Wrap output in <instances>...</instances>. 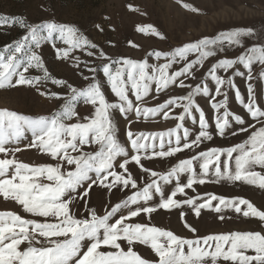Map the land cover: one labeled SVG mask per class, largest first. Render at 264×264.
Segmentation results:
<instances>
[{
  "label": "snow or ice",
  "instance_id": "snow-or-ice-1",
  "mask_svg": "<svg viewBox=\"0 0 264 264\" xmlns=\"http://www.w3.org/2000/svg\"><path fill=\"white\" fill-rule=\"evenodd\" d=\"M13 26L26 31L22 38L0 50V89L21 85L37 88L42 82H50L66 87L68 94L40 93L65 101L50 116L30 117L0 110V154L5 157L0 158V196L14 200L31 216L43 218L38 221L12 212L0 213V264H220L221 261L264 264V231L200 237L195 236L196 229L184 220L187 207L197 218L202 210L223 213L231 209L245 218L264 223V210L239 197L205 194L176 198L186 195V189L195 192L194 185L209 182H241L264 190V101L257 102L251 84L246 99L234 81L235 76H245L237 65L247 71L246 79L250 81L256 63L262 66L261 78L264 79V45H252L234 57L226 55L233 46L243 48L241 37L255 35L253 29L222 32L168 52L158 50L149 54L155 61L164 63L123 57L112 59L101 49L99 58L106 63L89 68L95 75L85 88L78 89L53 77L38 50L47 43L56 50L58 59H67L78 49L85 50L91 57L96 55L97 45L75 26L56 22L33 25L24 18L0 15V27ZM138 31L165 39L153 26L138 27ZM57 41L67 47L57 48ZM190 56L195 58L189 59ZM210 58L216 60L206 71V78L195 86L185 83L189 78L197 80L194 70L202 68ZM174 65L180 67L174 68ZM33 68L42 70L43 76L26 75ZM233 69L232 75L225 78ZM101 73L103 83L97 79ZM209 81L214 85V92ZM104 84L110 88L115 102L106 98ZM173 85L189 91L155 107L142 106L153 92V86L158 96ZM230 89L245 115L230 110ZM201 95L209 98L215 113L214 125L197 102L196 98ZM217 97L222 99L217 100ZM81 99L94 107V113L82 118L86 122L77 119L75 123H68L78 117L76 105ZM176 109L182 111L173 116ZM116 114L129 122L123 142L118 136ZM161 114L164 119H175L178 123L158 133L130 130L133 118L148 119ZM187 121L193 127L186 126ZM26 133L31 134L27 147L40 149L56 161L54 165L30 166L19 162L14 155L8 158L10 153L22 150L9 145L17 144ZM241 133L249 135L232 146L195 151L214 136L223 138ZM93 145L96 146L93 151L83 150ZM185 150H193L194 154L179 160L166 173L150 170L142 163L144 159L171 158ZM130 163L147 174L146 182L143 175L140 182L133 178L128 168ZM93 186L109 192L119 188L130 194L110 209L105 206L101 213L87 204ZM166 186L172 187L166 191ZM76 206L86 210L87 215L78 217ZM161 209L179 210L184 227L194 238L179 236L150 223L129 222L142 214L150 221L152 214ZM218 218L224 220L225 216L221 214ZM25 243L27 247L22 250L21 245ZM138 244L149 247L158 259L151 262L139 255L134 250Z\"/></svg>",
  "mask_w": 264,
  "mask_h": 264
},
{
  "label": "rangeland",
  "instance_id": "rangeland-1",
  "mask_svg": "<svg viewBox=\"0 0 264 264\" xmlns=\"http://www.w3.org/2000/svg\"><path fill=\"white\" fill-rule=\"evenodd\" d=\"M132 9L131 10L130 6ZM188 5L189 7H185ZM195 8L198 11H192ZM0 15L6 17L24 18L27 23L36 25L45 22H56L75 26L80 33L86 36L92 43L98 46L95 50L96 55L87 56L85 50H75L70 53L67 59H58L56 50L50 44H44L38 51L43 58V63L49 73L59 79L65 80L78 89L85 88L91 81L94 73L88 69L97 67L106 63L99 58V50L112 59L131 58L137 61L148 59L149 63H164L163 60L157 62L149 54L154 51L168 52L176 47L189 42H195L204 37H215L222 32L253 29L255 35L241 37L243 48L233 46L226 55L234 57L240 54L245 48L252 45H264V0H0ZM153 26L165 39H159L155 35L145 34L138 31V27ZM24 29L18 26L0 27V50L4 46L10 45L22 38L25 34ZM132 42L138 47H132ZM57 48H66L62 42L57 41ZM190 56L189 59H194ZM216 58H210L205 62L202 68L195 71L197 80L189 78L185 83H191L193 86L202 79L206 78V71ZM180 67L174 65V68ZM240 71L245 72V76H235L234 81L241 94L247 99L248 85L251 84L256 94L257 102L264 101V79H262V66L258 63L253 65L252 79H246L247 71L242 66L237 65ZM235 69L225 74L231 76ZM26 75L30 77L43 76V71L30 69ZM89 77L85 80L84 77ZM103 83L102 73L97 77ZM210 89L214 92V85L209 81ZM39 88V91L37 90ZM37 88L28 85H21L16 88L0 89V110L15 111L18 114L30 117L50 116L58 111L64 104L63 99H52L41 95V92H57L63 95L68 94L66 87H58L50 82L41 83ZM103 91L109 102H115L116 98L111 93L110 88L104 84ZM189 89L177 88L173 85L169 90L156 96L153 86V92L145 98L143 107H155L165 102L166 99L173 96L187 94ZM229 108L237 114L245 115L242 106L234 96L233 90H229ZM156 98H153V97ZM197 102L205 110L206 117L210 124L214 125L215 113L211 109L209 98L198 96ZM217 100L222 97H217ZM77 118H73L68 123H75L77 119L80 122H86L82 118L94 113V107L86 104L81 99L77 102ZM182 109H176L172 115L180 113ZM223 111V110H221ZM198 116V113H196ZM118 121V136L123 142L126 140V131L129 129V122L121 118L119 114L115 115ZM245 119H248L245 116ZM178 121L175 119H164L163 114L152 118L139 120L132 119L130 130L134 133H158L168 131L176 126ZM186 126L193 127L190 121ZM259 127V125H258ZM254 131V129H253ZM249 133H241L239 136L226 135L221 138L214 136L210 142H205L195 151L207 150L210 147H229L235 143L242 142ZM31 134L26 133L17 144L9 147H20L22 150L17 153H10L8 158L15 156L19 162L30 166L54 165L56 163L49 155L44 154L38 148H29ZM95 145L85 146L84 151L91 152ZM193 150H185L176 156L161 159H144V167L161 173H166L172 166L181 159L190 158ZM76 155V153H73ZM0 158H5L0 154ZM129 171L134 179L140 182L143 175L145 182L147 174H143L139 166L134 163L128 165ZM183 181V178H182ZM42 182H47L42 179ZM175 183V182H173ZM172 186H166V191ZM195 192L192 189H186V195H178L177 199H186L188 197L205 194H216L226 198H245L253 203L258 209L264 210V190L256 186L247 185L241 182H209L204 185H194ZM134 191V190H133ZM130 192L121 191L119 188L109 192L106 188L93 186L87 199L88 207H94L102 213L105 206L109 209L117 202L121 201ZM216 203L215 201L213 202ZM188 213L184 217L194 229L195 236H206L210 234H223L231 232L246 231H264V223L254 218H245L242 214H237L233 210H225L223 213H216L210 210H202L200 217H196L193 212L185 208ZM12 212L19 214L22 218L36 219L42 221L43 218L33 217L23 211L22 206L11 199H5L0 196V213ZM76 215H87L86 210H81L79 206L75 207ZM224 215L225 219L220 220L219 215ZM131 223H150L164 230H170L175 234L194 238V234L188 231L181 220L179 210L165 211L163 209L153 213L149 221L143 214ZM43 240V238H39ZM37 247L41 245H36ZM126 248V244L122 242ZM27 244L21 245L25 249ZM105 250V249H102ZM143 258L154 262L158 258L152 250L144 245H136L134 248ZM251 254V253H250ZM220 264H226L221 261Z\"/></svg>",
  "mask_w": 264,
  "mask_h": 264
}]
</instances>
